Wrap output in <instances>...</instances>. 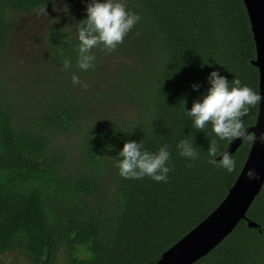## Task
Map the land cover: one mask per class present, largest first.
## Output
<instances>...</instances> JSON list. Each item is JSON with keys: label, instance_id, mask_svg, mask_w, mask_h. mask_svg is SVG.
<instances>
[{"label": "trees", "instance_id": "1", "mask_svg": "<svg viewBox=\"0 0 264 264\" xmlns=\"http://www.w3.org/2000/svg\"><path fill=\"white\" fill-rule=\"evenodd\" d=\"M58 2L62 16L43 30L53 71L30 93V111L0 89V264H153L222 201L248 155L251 134L230 154L231 172L209 163V141L224 151L233 138H217L210 124L195 129L184 111L205 92L213 69L230 85L236 77L258 92L243 2L125 0L140 19L113 52L92 49L94 68L79 70L76 22L88 0H0V51L17 14ZM65 57L85 84L96 80L92 97L71 86ZM257 106L241 117L245 129ZM185 138L197 147L190 167L176 147ZM126 140L149 151L167 145L168 179L121 177L115 161ZM246 217L258 227L240 220L193 264H264V183ZM10 254L24 260L7 261Z\"/></svg>", "mask_w": 264, "mask_h": 264}, {"label": "clouds", "instance_id": "2", "mask_svg": "<svg viewBox=\"0 0 264 264\" xmlns=\"http://www.w3.org/2000/svg\"><path fill=\"white\" fill-rule=\"evenodd\" d=\"M84 12V18L76 22L78 43L75 46V65L79 70L94 68L95 57L92 49L100 46L106 53L113 52L140 19L138 13L126 7L125 0H88ZM72 65L71 58L63 59L62 68L70 72L71 83L86 88L80 73L73 71ZM207 81L205 92L192 101L189 109L184 110L191 117L192 127L203 129L206 124H210L211 131L219 139L245 136L241 117L248 112V106L259 103L260 93L247 84H242L236 77L231 79L230 85L228 78L215 69L208 73ZM191 87L195 90L199 85L194 83ZM258 140L264 144V132L259 134ZM176 147L180 156L188 158L186 166L190 167L191 161L198 156L192 138L180 139ZM207 153L211 164L219 165L228 172L236 167V161L226 150H218L216 139L209 141ZM117 154L120 159L115 161V167L121 177L139 179L147 176L157 182L168 179L171 168L168 163L170 152L167 145H161L156 151H149L143 147L141 141L126 140ZM244 176L248 180L258 178L253 168L244 171Z\"/></svg>", "mask_w": 264, "mask_h": 264}, {"label": "water", "instance_id": "3", "mask_svg": "<svg viewBox=\"0 0 264 264\" xmlns=\"http://www.w3.org/2000/svg\"><path fill=\"white\" fill-rule=\"evenodd\" d=\"M242 2L254 41L255 58L251 63L258 71V92L261 99L254 124L245 129V136L233 138L225 150L229 154L233 153L243 139L251 134L248 155L222 201L153 264H193L220 243L240 220H245L248 227H258L246 217V211L264 183V144L258 140L259 134L264 132V0ZM248 168L255 169L257 179L248 180L244 176V171Z\"/></svg>", "mask_w": 264, "mask_h": 264}, {"label": "rangeland", "instance_id": "4", "mask_svg": "<svg viewBox=\"0 0 264 264\" xmlns=\"http://www.w3.org/2000/svg\"><path fill=\"white\" fill-rule=\"evenodd\" d=\"M58 3L35 14H17L12 20L14 35L6 49L0 51V68L7 75L6 81H0V89L4 95L11 97L13 102L16 101V107L21 112L30 111V102L33 99L30 93L37 92L36 85L53 71L51 63L46 60L43 30L52 20L62 16L63 2ZM113 65L114 60L110 63L111 67ZM68 79L70 81V76ZM70 84L72 86V83ZM95 84L96 80L86 81L87 87L84 91L89 92L91 97ZM42 86L48 84L44 83ZM22 92L26 94H21ZM82 100H85V97L82 96ZM7 257V261L24 260L22 256L11 254Z\"/></svg>", "mask_w": 264, "mask_h": 264}]
</instances>
